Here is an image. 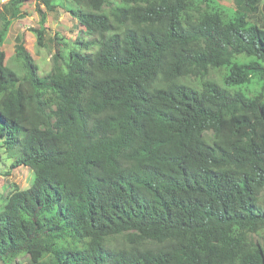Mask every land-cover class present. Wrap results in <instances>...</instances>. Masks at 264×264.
<instances>
[{"label":"trees","instance_id":"obj_1","mask_svg":"<svg viewBox=\"0 0 264 264\" xmlns=\"http://www.w3.org/2000/svg\"><path fill=\"white\" fill-rule=\"evenodd\" d=\"M255 3L70 0L42 78L19 39L4 65L0 22V150L33 174L0 198V264H264Z\"/></svg>","mask_w":264,"mask_h":264},{"label":"rangeland","instance_id":"obj_2","mask_svg":"<svg viewBox=\"0 0 264 264\" xmlns=\"http://www.w3.org/2000/svg\"><path fill=\"white\" fill-rule=\"evenodd\" d=\"M246 6L252 0H242ZM257 2H259L257 4ZM228 5L235 6V1H226ZM55 9L53 12L45 10L39 3L38 9L44 15V30L42 34V46L36 44V34L33 32L40 29V14L36 12L38 0H22L17 8H12L5 4V0H0V22H9V29L6 39L2 45V51L5 54L4 65L17 74H21L20 63L14 58V45L19 39L28 52L33 62L38 68L39 77H44L53 68L52 55L56 48L62 45H73L77 35L76 22L71 20L66 10L70 0H54ZM257 4V6H256ZM256 12L252 13L251 21L257 25H264V0H256ZM66 52V51H64ZM241 92L251 96L261 92L259 85L252 83L248 86H242ZM8 160L3 150H0V198L3 199L15 190H25L29 187L33 174L23 166L9 168ZM7 174V176H6ZM9 174V175H8Z\"/></svg>","mask_w":264,"mask_h":264}]
</instances>
